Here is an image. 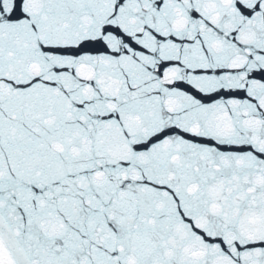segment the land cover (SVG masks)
Instances as JSON below:
<instances>
[{
	"label": "snow or ice",
	"instance_id": "6c2138e0",
	"mask_svg": "<svg viewBox=\"0 0 264 264\" xmlns=\"http://www.w3.org/2000/svg\"><path fill=\"white\" fill-rule=\"evenodd\" d=\"M0 264H264V0H0Z\"/></svg>",
	"mask_w": 264,
	"mask_h": 264
}]
</instances>
